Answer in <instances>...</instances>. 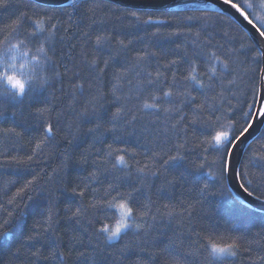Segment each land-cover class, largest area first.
<instances>
[{"label":"snow or ice","instance_id":"1","mask_svg":"<svg viewBox=\"0 0 264 264\" xmlns=\"http://www.w3.org/2000/svg\"><path fill=\"white\" fill-rule=\"evenodd\" d=\"M217 3H220L221 7H217ZM67 6H70L73 11L67 12L64 0H59L56 6L50 10L44 9L35 19L27 17L26 13H21L13 25L6 26L9 29L8 34L4 36L3 41H0V67L3 68L0 71V84L4 86L0 88V103H9L15 106L24 105L28 101L30 104H34L35 107H33L32 112L35 118L42 122L41 128L43 130V135L35 144L32 154L26 158L13 157L12 162L16 165H28L33 160V156L42 150V145L47 146L56 139L57 125L62 115V113H57L56 124L52 122L53 113L56 112V104L61 99V96L56 95L57 90L54 88L56 82L61 84L59 89L61 95L71 96L73 103L70 104V108L76 117V121L67 126L68 133L65 139L68 144H71L79 134L80 122H91L90 117L97 116L99 108L110 95L115 111L111 112L108 121L112 127L106 128L104 131L118 133L114 138L115 140H121L124 135L136 136L153 147H149L146 152L148 163L139 166L140 161H136L137 166L133 168L126 156L134 160L137 153L133 151L129 154L127 148H113L109 144L104 157L100 160H93L94 170L90 171L87 177L82 180L78 179L77 182L65 181L64 191H69L68 184L71 183L70 192L74 198L80 199V204L75 210L67 209L70 215H66L63 219L77 225L86 222L87 227L83 228L82 235H73L70 238L66 250L55 243L49 255L44 256L39 249H36L30 252V256L35 258V261L52 259L59 261V264H69L70 261L72 264H104L105 260L111 257L112 264H116L118 258L122 257L131 245L125 244L123 248L110 252L108 249L112 247L111 242H118L130 230H134L138 239L141 236L147 238L157 219L162 217H167L170 223L177 217L181 220H188L189 227L186 231L187 255L192 257L196 264H227L229 260H234L248 253L250 248L245 246L243 235H237L230 242H224L222 236L218 233L213 235L210 229L195 230L192 227L194 204L181 202L179 210L176 206L165 204L163 205V212L157 208L156 212L153 213L152 205L154 202L149 199L148 203L142 205V210H138L137 215H134L133 207L129 206L134 193H139L147 186V181L151 178L159 177L170 169H176L178 176H173L171 179L165 177L164 179V183L168 187H172L178 180L199 184L205 175L203 169L210 166L217 167L218 172L209 171L206 175L215 177L221 192L226 187L223 184L226 174L232 172L234 178L239 181V187L249 197H254L256 200L264 198V191H260L264 188V155L257 156L254 154L250 156L248 164L239 171L233 168L236 149L239 144L253 132L264 135V132L258 131V126L264 127V89L260 90L258 96L255 95L256 89H253L254 102L246 105L248 110L241 108L238 113H233L234 118L227 125L220 124L217 126L219 117H216L215 120L212 118L220 110L216 106V101L223 99L224 93L230 91L228 85L236 84L238 77H236L235 69L231 66L240 63L238 50L233 48L228 52L220 53L218 50L222 49L223 45H214L210 33L207 34L206 40H200V32H197L195 33L196 38L191 41L193 46L191 53L185 48L181 58L188 64L187 74L178 76L175 71H172L170 80L165 72L160 71L159 67H157L155 74L148 70L149 61L158 55L156 52L141 50L134 57H128L126 54L129 51V46L133 43L132 40L125 42L124 39L103 33L97 34L93 41L89 32L80 30L77 43H71L66 36H60V40L65 43L68 50L62 51L59 58H56L55 42L57 36L61 31L65 34L70 32L73 27V16H78L83 10L85 14L91 13L89 18L92 23L96 22L94 18L96 8L88 5V0H67ZM5 7H7V0H0V8ZM180 7L177 5V8ZM183 7L205 12L211 10L221 14L217 16L218 20L223 19V13L228 9L239 13L249 25H252L257 34L256 39L259 40V44L254 46L251 62L253 64L264 63V17L256 16L255 19L259 21V24H255L236 0H214L213 3L184 4ZM248 7L250 8L252 5L248 4ZM164 8L166 9L167 5ZM160 14L166 13L162 11ZM125 15L143 24L166 22L154 20V13L151 12L134 10L125 13ZM145 15L147 19H142ZM65 16L68 18L67 26H65ZM25 18L30 20L32 25V31L25 32V39L29 42L35 40L39 43L36 51L42 54L43 58L32 57L36 61L32 68V75L27 80H22L15 74V64L7 59V53L11 51V48H16L19 45L4 48V43L8 41V37L12 33L18 32ZM184 19L203 21L207 25L210 17L189 15ZM204 31L206 32V29ZM152 35H158V33ZM170 35H180V33L174 32ZM20 44H24V41H20ZM90 44L92 45L91 50L89 49ZM176 47L179 49L181 45L178 44ZM213 48L217 50H213ZM244 48L245 45L241 43L240 49ZM248 50L253 51V48ZM105 51L108 52L107 59L104 58ZM113 53H116L117 56L122 53L125 54V63L120 64L119 68L113 67L115 61ZM198 61L206 65L203 72H198ZM178 63H180L179 60L171 59L164 65V68L166 71H171ZM69 65L71 66L69 67ZM217 65H219V71ZM20 67L23 68L24 65L22 64ZM60 68H63V72L59 70ZM110 69L111 72H109ZM251 71H258L260 80L264 82V68H253ZM201 76L205 77L206 80L201 79ZM65 77H67V93L64 90ZM106 77L109 78L108 83L110 84L107 91L105 90ZM229 77L233 78L230 79ZM86 90L88 93L86 102L79 108L75 107L74 105L78 102V95L84 97ZM193 91L197 92L199 96L193 95ZM46 92L50 98L41 100L40 97L44 96ZM257 104L259 107H256ZM185 109L188 111L186 112ZM205 113L208 115L206 116ZM237 114L239 120L235 119ZM3 115V111H0V116ZM97 119H99L98 116ZM238 123L240 126L237 128ZM196 125H200L203 138L197 137L194 146L202 148L204 153L211 152L214 155L215 159L211 165L208 164L207 155L201 157L204 163L189 166L187 162L190 151L189 144L192 143L189 138V130ZM102 128L101 123H96L95 128H89L87 131L89 133L98 132ZM7 131L14 132L15 130L9 129ZM20 135V133H15L17 137ZM169 144L171 147L167 151L163 147L158 150L155 147ZM121 152L124 154H119ZM97 155L99 156L100 153L97 152ZM87 162L88 157L82 154L80 163L86 164ZM248 165L258 168L260 171V175L255 177L257 180L255 185L252 179H247L250 173L244 169ZM133 171L137 175L139 187L132 185L129 190L121 191L122 180L132 176ZM117 172L122 173V176L115 175ZM105 174L113 175L114 179L108 183L107 188L103 189V195L99 196V189L90 187V185L93 182L100 183V177ZM105 178L107 177L105 176ZM36 180V176H33L31 180L25 183L24 187L31 186ZM21 191L23 188L16 195L18 196ZM197 191L200 199L209 195H216L215 191L210 190L208 183L199 187ZM257 191H260L259 195H256ZM88 195H91L93 199L86 204L84 199ZM229 195L233 200H239L235 195L231 193ZM13 199L15 197L9 199L8 203L12 204ZM117 201H119L118 204ZM239 203L243 204L244 202L239 201ZM114 206L119 208L120 216L115 221L114 226H110L108 223H104V219H107L105 210ZM0 208H3V205H0ZM7 216L11 218L13 213L7 212ZM60 219L53 200L46 210V227H44L43 232H38L34 224L31 231L25 236V241L40 242L44 233L49 232L56 235L58 240L61 239L57 232ZM10 222V219H4L3 223H0V228L9 225ZM97 225L99 226L97 227ZM85 236H87V243H85ZM0 237L7 238L8 232H0ZM260 240H264V228L255 233L254 237L247 243L249 245L252 243L259 244ZM137 246L140 247V245ZM22 247L23 244L17 247L13 255L18 256ZM85 248L89 250H81ZM141 250L144 249L141 248ZM258 259L264 261V256L258 257Z\"/></svg>","mask_w":264,"mask_h":264},{"label":"trees","instance_id":"2","mask_svg":"<svg viewBox=\"0 0 264 264\" xmlns=\"http://www.w3.org/2000/svg\"><path fill=\"white\" fill-rule=\"evenodd\" d=\"M236 2L242 5L249 14V18L253 19V22L258 25L259 21L255 17H264V6H262L264 0H236ZM248 4H251L252 7L249 8ZM88 5L96 8L94 17L96 22L92 23L89 18L91 13L85 14L83 10L78 16H73V27L70 32L65 34L61 31L57 36L55 42L56 58H59L62 51L68 50L65 43L60 40V36H66L71 43H77L80 30L89 32L93 41L97 34L103 33L115 36L118 39H124L125 42L132 40L133 43L129 46V51L126 54L128 57H134L141 50L156 52L158 55L149 61L148 70L155 74L157 67H159L160 71L165 72L170 80L172 71H175L178 76L187 74L188 64L181 58L184 55L185 48L191 53L193 47L191 41L196 38L195 33L200 32V40H206L207 34L210 33L214 45H223V48L218 50L220 53L235 48L238 50L240 61V63L231 66L235 69L236 77H238L236 84L228 85L230 91L224 93L223 99L216 101V106L220 110L212 118L215 120L216 117H219L217 126L220 124L227 125L234 118L233 113H238L241 108L248 110L246 105L252 104L255 99L253 89H256L255 95H259L260 74L258 71H251L253 68H262V63L253 64L251 62L255 44L249 35L228 15L223 13V19L218 20L217 16L221 14L210 10L205 12L180 7L163 11L166 13L164 15L160 14L162 11L139 10L154 13L153 19L156 21H166L165 23L143 24L125 15L129 11H134V9L125 8L105 0H88ZM51 8L52 6L41 5L32 0H7V7L0 8V41H3L4 36L8 34L9 29L6 26L13 25V22L21 13H26L27 17L35 19L44 9L50 10ZM66 11L70 13L73 9L66 5ZM189 15L194 17L206 15L210 17V20L205 25L203 21H187L184 19ZM64 19L66 21L65 26H67L68 18L65 16ZM142 19H147V16H143ZM189 29H191V32H189ZM30 31H32L31 22L25 18L18 32L12 33L8 37V41L4 43V48L19 45L16 48H11V51L7 53V59L15 64V74L22 80H27L32 75V68L36 64L32 57L39 56L41 59L43 58L42 54L36 51L39 43L35 40L29 42L25 39V32ZM174 32H178L180 35H170ZM153 33H158V35H152ZM22 40L24 44L21 45L20 41ZM241 43L245 45L244 49H240ZM178 44L181 45L179 49L176 47ZM45 47L47 48V45ZM91 48L92 45L90 44L89 49L91 50ZM249 48H253V51H249ZM213 50L217 49L213 48ZM113 56H115L114 68H119L120 64L125 63V54L122 53L117 56L116 53H113ZM104 58H108L107 51L104 53ZM171 59H177L180 63L173 67L171 71H166L164 65ZM197 63L198 72H203L206 65L200 61ZM22 64L24 65L23 68L20 67ZM2 70L3 68L0 67V71ZM59 70L63 72V68ZM217 70L219 71V65H217ZM9 71L12 72L11 69ZM109 72H111V69ZM200 78L206 80L203 76ZM108 79V77L105 78L106 91L110 88ZM3 87L0 84V88ZM60 87L59 82L54 83V88L57 90L56 95L61 96L60 101L56 104V112L53 113L52 122L54 124H56V114L62 113L57 125L56 139L47 146L42 145V150L33 156V160L28 165H16L12 161L13 157L26 158L31 155L35 144L43 135L42 122L36 119L32 112L35 105L30 104L28 101L24 105L15 106L9 103H0V111L4 113L3 116H0V205H3V208H0V223H3L4 219H10L11 221L9 225L0 228V232H8L7 238L0 237V245H2L0 247V264H33L35 258L30 256L31 251L39 249L44 256H47L53 250L55 243L66 250V246L70 243V238L73 235L83 234V228L87 227L86 222L77 225L63 219L66 215H70L67 209L75 210L80 204V199L78 197L74 198L70 192L72 184H68L69 191L65 192L64 182H77L78 179L82 180L87 177L88 173L94 170L93 160L102 159L108 150L107 146L109 144L113 148H127L129 154L135 151L137 155L134 160L126 156L133 168L137 166L136 161H140L139 166L148 163L146 152L149 147H153L152 145L146 144L142 138L136 136L124 135L121 140H115L114 138L118 133L104 131V129L112 127L108 121L111 112L115 111L110 95L107 96L102 107L98 110L97 116L99 119H97V116H92L90 117L91 122H80L79 134L71 144H68L65 139L68 133L67 126L74 123L76 117L70 108V104L73 103L71 96L61 95ZM64 90L65 93L68 92L67 77L64 78ZM192 94L199 96L195 91ZM87 96V90L84 97L78 95V102L74 106L81 107L86 102ZM45 98H50L47 92L40 97L41 100ZM185 111L188 110L185 109ZM205 115L208 114L205 113ZM189 116L191 118L190 113ZM235 119H240L238 114ZM96 123H101L103 128L98 132L89 133L87 130L95 128ZM239 126L238 123L236 127ZM9 129L15 131H7ZM261 132H264V127ZM15 133L21 135L17 137ZM197 137L203 138L200 125H196L189 130V138L192 143L189 144L190 151L188 152L187 162L189 166L204 163L201 157L207 155L208 164L211 165L215 157L211 152L204 153L202 148L194 146ZM155 147L157 150L163 147L167 151L171 145H158ZM97 152L100 153L99 156ZM82 154L88 157L86 164L80 163ZM254 154L257 156L264 155V135H259L250 143L242 158L239 170L248 164V158ZM244 170L250 173L247 179H252L255 185L257 183L255 177L260 175L259 169L248 165ZM209 171L216 173L218 169L215 166L205 167L203 169L205 175L199 181V184L178 180L172 187H168L164 183L165 177L171 179L173 176H178V170L170 169L159 177L149 179L147 186L139 193H134L129 206L133 207L134 215H137L138 210H142V205L148 203L149 199L154 202L152 205L153 213L156 212L157 208H160L163 212V205L165 204L176 206L178 210L181 202L194 204L192 227L195 230L210 229L213 235L218 233L222 236L224 242H230L237 235L245 237V246L249 247L250 251L234 260H229L227 264H264V261L258 259V257L264 256V240H260L259 244L252 243L249 245L247 243L248 240L254 237L255 233L264 228V212L252 209L245 202L243 204L239 203L242 200L228 185L227 174L223 181L226 187L221 192L215 177L206 175ZM115 175L122 176V173L117 172ZM33 176H36L37 180L31 186L25 188V183L31 180ZM113 179V175H102L100 183L93 182L90 187L99 189L98 195L102 196L103 189L107 188L108 183ZM205 183L210 185V190L215 191L216 195H209L200 199L197 189ZM132 185L139 187V181L134 171L132 176L122 180L120 190H129ZM22 188L23 191L17 196L16 193ZM260 191H264V188ZM260 191H257L256 195H259ZM229 193L238 197L239 200H233ZM13 197L15 199H13L12 204H9L8 200ZM92 199L93 197L88 195L85 197L84 202L87 204ZM53 200L58 215L61 217L57 226V232L61 239L58 240L56 235L49 232L44 233L40 242H26L24 238L31 231L34 224L38 232H43L44 227H46V210ZM261 200H264V198ZM118 203L119 201H117ZM116 207L105 210L107 219H104V223L114 226L115 221L119 219ZM7 212H12L13 216L9 218ZM188 227L187 219L181 220L177 217L170 223L167 217L158 218L147 238L141 236L138 239L134 234V230H130L118 242H111L112 247L108 251L114 252L116 249L123 248L125 244L131 245L124 255L118 258L116 264H196L194 259L187 255L188 239L186 231ZM85 243H87V236H85ZM22 244L23 247L19 255H13L16 248ZM137 245H140V247ZM141 248L144 250L142 251ZM81 250L88 251L89 249ZM35 264H59V261L52 259L39 260L35 261ZM69 264H72V262L70 261ZM104 264H112V258L108 257Z\"/></svg>","mask_w":264,"mask_h":264},{"label":"water","instance_id":"3","mask_svg":"<svg viewBox=\"0 0 264 264\" xmlns=\"http://www.w3.org/2000/svg\"><path fill=\"white\" fill-rule=\"evenodd\" d=\"M35 3L45 5V6H56L59 0H32ZM116 5L130 8L134 10L141 11H168L176 9L177 5L183 7L184 4H204L213 3L214 0H105ZM65 5H67V0H64ZM167 5L165 9L164 6ZM217 7H221L220 3H217ZM211 11V10H210ZM231 19H233L251 38L255 45L259 44V40L256 39L257 34L253 29L252 25H249L246 20L235 13L234 10L228 9L224 12ZM262 68H264V63H262ZM264 89V82L261 81L260 90ZM259 107V104L257 105ZM263 127L258 126V131L261 132ZM259 135L257 132H253L252 135L248 136L236 149V159L233 162V168L239 171V166L241 164L242 158L249 147L250 143L255 140ZM227 182L232 191L246 204H248L252 209L256 211L264 212V200H256L254 197H249L247 193L239 187V181L234 178V173H227Z\"/></svg>","mask_w":264,"mask_h":264},{"label":"rangeland","instance_id":"4","mask_svg":"<svg viewBox=\"0 0 264 264\" xmlns=\"http://www.w3.org/2000/svg\"><path fill=\"white\" fill-rule=\"evenodd\" d=\"M116 210H117L118 215L120 216V210H119V208L116 207Z\"/></svg>","mask_w":264,"mask_h":264}]
</instances>
